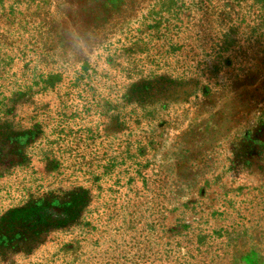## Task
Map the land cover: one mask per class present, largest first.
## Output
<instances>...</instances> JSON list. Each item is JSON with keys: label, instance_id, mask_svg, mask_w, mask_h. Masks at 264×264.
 <instances>
[{"label": "rangeland", "instance_id": "374dc122", "mask_svg": "<svg viewBox=\"0 0 264 264\" xmlns=\"http://www.w3.org/2000/svg\"><path fill=\"white\" fill-rule=\"evenodd\" d=\"M0 264H264V0H0Z\"/></svg>", "mask_w": 264, "mask_h": 264}]
</instances>
